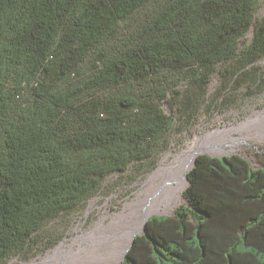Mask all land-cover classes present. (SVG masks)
<instances>
[{
	"label": "trees",
	"instance_id": "16d2710c",
	"mask_svg": "<svg viewBox=\"0 0 264 264\" xmlns=\"http://www.w3.org/2000/svg\"><path fill=\"white\" fill-rule=\"evenodd\" d=\"M259 7L0 0V264L34 251L48 224L85 208L110 177L155 167L174 131L161 100L180 94L179 83L204 91L220 69L232 82L262 84ZM145 9L148 21L112 44ZM198 94L187 91L181 107ZM188 176L185 201L150 217L124 264H264V168L237 153L199 154Z\"/></svg>",
	"mask_w": 264,
	"mask_h": 264
},
{
	"label": "rangeland",
	"instance_id": "374dc122",
	"mask_svg": "<svg viewBox=\"0 0 264 264\" xmlns=\"http://www.w3.org/2000/svg\"><path fill=\"white\" fill-rule=\"evenodd\" d=\"M260 1L261 7L257 15L264 16V0ZM150 13L145 9L124 22L112 44L123 45L127 37H131L132 33L148 21ZM252 35L253 29L247 37L251 38ZM89 63L88 61L84 63L83 76L88 75ZM257 64L261 67L259 74L262 82L264 80V57ZM189 87L186 82H181L178 85L180 94L173 92L161 100L162 108L174 118V131L168 135L167 148L161 151L152 170L138 176L110 177L105 189L92 197L85 208L54 219L42 230L41 242L34 251L15 257L8 264H62L67 256L85 252L91 247L96 237L104 235L113 228L121 214L133 215L136 200L144 191L151 174L156 169L159 170L161 165L174 160L180 151L188 148L198 133L210 128L236 124L252 115H264V82L262 84L249 80L240 83L232 82L225 78L219 69L212 75L204 91L196 85L192 86L191 90H188ZM187 91L190 95L199 91L198 101L192 108L181 107L182 97ZM232 138L235 141L242 139L241 144L236 149L219 154L241 153L250 160L253 168H264V129L258 127L252 131L240 130L235 132ZM185 179L186 177L182 175L183 190L186 187ZM181 191L182 189L176 193L175 199L179 197ZM184 201L185 198L182 195V200L176 208ZM176 208L164 215H173ZM33 259V262H26Z\"/></svg>",
	"mask_w": 264,
	"mask_h": 264
},
{
	"label": "bare ground",
	"instance_id": "6f19581e",
	"mask_svg": "<svg viewBox=\"0 0 264 264\" xmlns=\"http://www.w3.org/2000/svg\"><path fill=\"white\" fill-rule=\"evenodd\" d=\"M258 127L264 129V115H252L236 124L210 128L198 133L188 148L180 151L174 160L161 165L158 172L148 178L144 191L136 200L132 216L127 213L121 214L113 228L96 237L89 249L67 256L62 264H122L134 236L138 231H143L148 217L154 213L169 212L180 200L185 190L181 177L182 175L186 177L187 168L192 165L195 154L198 152L219 154L236 149L242 139L235 141L232 138L233 134L240 130L252 131ZM181 189L179 197L175 199L176 193Z\"/></svg>",
	"mask_w": 264,
	"mask_h": 264
},
{
	"label": "water",
	"instance_id": "95a60500",
	"mask_svg": "<svg viewBox=\"0 0 264 264\" xmlns=\"http://www.w3.org/2000/svg\"><path fill=\"white\" fill-rule=\"evenodd\" d=\"M199 154H210V155H213V156H215V157H224L225 155H232L233 153H230V152H227V153H224V154H215V153H212V152H198V153H196L195 156H194V160H193L192 165H190L189 168H187V171H186V172H187V175H186V181H187V184H186L185 189H187V187H188V185H189V176H188V173H189L190 170L193 168V166L196 165V163H197V157H198ZM234 154H235V153H234ZM237 154H240V155L244 156V155L241 154V153H237ZM245 158H246V157H245ZM184 191H185V190H184ZM174 212H175V211H174ZM154 214H156V213H154ZM154 214H152V215H154ZM152 215H151V216H152ZM156 215H164V214L157 213ZM166 215H169V214H166ZM151 216L148 217L147 221H149V219H150ZM147 221H145V223H144V229H143L142 232H140L141 234H145V233L147 232ZM135 238H136V235H135L134 238H133V241H132V243H131V245H130V248L126 251L125 256H124V259H125V257L127 256L128 251H129V250L131 249V247L133 246V243H134ZM124 259H123V261H122V264H124Z\"/></svg>",
	"mask_w": 264,
	"mask_h": 264
}]
</instances>
